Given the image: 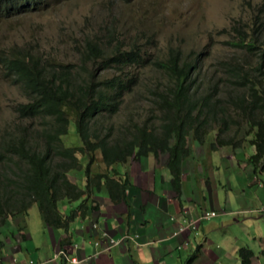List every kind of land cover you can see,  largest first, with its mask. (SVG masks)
<instances>
[{
	"label": "trees",
	"instance_id": "16d2710c",
	"mask_svg": "<svg viewBox=\"0 0 264 264\" xmlns=\"http://www.w3.org/2000/svg\"><path fill=\"white\" fill-rule=\"evenodd\" d=\"M42 2L0 0V16L34 8ZM243 37L231 44L249 53L259 48L257 40L245 42ZM1 58L7 73L14 75L15 81L21 83L24 92L32 97L30 101L15 107L18 116L48 117L35 135L28 127H22L15 137L3 139L5 150L18 159L14 162L17 172L12 173L16 174V178L0 179L1 229L6 228L10 214L25 213L35 203L46 226L67 230L75 216L83 215L91 193L101 187L105 188L110 201H123L127 178L112 165L148 154H166L165 165L171 175L170 185L178 192L181 162L189 154L187 137L192 136L195 142L203 143L213 130L214 137L208 140L210 150L219 146H230L235 150L246 141L253 147L252 153L245 155L252 173H264V50L259 55L260 61L248 70L242 72L241 66H233V76L237 77L234 83L244 87L246 93L235 96L229 93L225 97H218L215 87L204 93H196L192 75L197 70V55L190 60H181L179 51L170 49L163 61L152 62L169 78L164 89L153 92L155 108L159 111V124L153 126L133 121L124 132L113 138L108 132L100 135L91 127L90 120L101 111L115 112L121 95L130 90L133 79L121 73L97 80L96 74L109 67L122 72L125 67L144 65L146 59L139 48L121 50L115 45L111 50H106L86 39L80 50L78 65L46 62L50 66L45 69L42 65L38 66L41 60L38 54L11 53ZM90 61L97 64L92 69L87 66ZM69 121L74 123L81 142L79 146L65 147L61 142ZM231 127L232 133L227 134ZM240 131L242 135L239 137ZM38 139L41 142L39 145ZM96 151L105 166L104 171L90 169L97 162ZM1 157L4 158L2 154ZM81 167L84 169L83 188L67 177L69 171ZM5 175L0 174V177ZM64 199L69 202L80 199V202L75 209L63 214L59 212L57 203ZM238 253L242 264H248L252 252L242 247ZM261 253L264 255V248Z\"/></svg>",
	"mask_w": 264,
	"mask_h": 264
},
{
	"label": "rangeland",
	"instance_id": "374dc122",
	"mask_svg": "<svg viewBox=\"0 0 264 264\" xmlns=\"http://www.w3.org/2000/svg\"><path fill=\"white\" fill-rule=\"evenodd\" d=\"M261 23H264V0H43L37 7L0 16V58L11 53L38 54L41 56L38 66L45 69L50 66L46 62L78 65L80 50L86 39L106 50H111L115 45L121 50L139 48L146 59L144 65L125 67L122 72L109 67L96 74L97 80L121 73L133 79L130 90L121 95L115 112L101 111L90 120L91 127L100 135L108 132L113 138L124 132L133 121L153 126L159 124V111L155 108L153 92L164 89L169 78L152 62L163 61L170 49L178 50L181 60H190L197 55V70L192 75L197 94L212 87H215L218 97L245 92L244 87L234 83L237 77L233 76V66L238 64L244 72V69L248 70L260 61L259 55L264 50V24L260 26ZM239 37H243L245 42L257 40L259 48L249 53L242 47L233 46L231 43L238 41ZM96 65L91 61L87 64L88 69ZM253 74L256 75L255 72ZM21 86L15 81L14 75L7 73L3 60H0V155L4 156L0 158V174H6L0 177L3 181H6L4 178H16V174L12 173L17 172L14 162L18 159L12 152L5 150L3 139L15 137L22 127H28L35 135L42 128L43 120L48 118L39 115L18 116L15 107L32 99ZM232 131L233 127L226 133L231 134ZM214 132L210 131L205 140L211 141ZM241 135L242 131L238 136ZM187 138L190 144L199 147L200 143H196L192 136ZM61 142L65 147L81 145L72 121H69L67 132L61 136ZM243 144L244 151L241 153L244 152L246 156L251 154L253 147L246 141ZM94 155L95 161L99 162L98 152ZM197 156H200L199 153ZM236 156L231 160L226 159V163L221 165L220 177L228 180L220 186L222 192L230 194L228 183L231 191H236L239 189L238 184L242 185L247 176L254 181L247 186L242 185L243 192L237 200L243 213L237 215L239 223H231L227 230L235 236L234 240L241 241L243 247L253 250L252 247L260 239L264 241V212L259 210L264 207V173H252L245 157L239 153ZM238 159H244L246 165L240 160L236 161ZM83 170L82 167L71 170L67 177L77 186L83 187ZM65 202L69 203L67 200ZM18 214H10L11 224L15 221V228L20 227L28 232L33 244L39 245V249L22 251L16 246L15 250H9L7 247L11 244L6 241L0 245V251L2 249L1 252L6 254L4 258L7 261L13 258L17 264L26 261L31 254L37 261L48 259L53 264H59L60 258L56 259L59 255L55 258L49 252L47 258L43 256L47 251L44 239L51 235L37 205L33 203L25 213ZM10 230L5 226L0 228V238L2 231L11 233ZM56 230L53 240L62 232ZM17 233L21 235L20 231ZM3 236L4 241L10 239L9 234Z\"/></svg>",
	"mask_w": 264,
	"mask_h": 264
},
{
	"label": "crops",
	"instance_id": "0c3cea01",
	"mask_svg": "<svg viewBox=\"0 0 264 264\" xmlns=\"http://www.w3.org/2000/svg\"><path fill=\"white\" fill-rule=\"evenodd\" d=\"M243 145L235 150L230 146L210 150L208 141L200 143L198 148L188 142L190 151L181 162L178 192L170 185L165 154H148L112 165L127 178L125 199L117 203L110 201L104 187L91 193L83 215L75 216L67 230L60 229L61 235L58 233L54 240L53 232L57 230L47 226L51 237L44 239L47 251L43 256L47 258L49 252L55 258L59 255L56 258H60L59 264H242L237 248L243 245L234 240L227 226L239 223L237 215L243 210L237 198L240 199L243 192L242 185L247 186L254 179L247 176L236 191H231L228 183V194L220 188L228 181L220 174L226 159H234L238 153L245 157L244 152L241 153ZM239 160L245 164L244 159L236 161ZM94 166L92 170H105L100 161ZM65 201L57 203L63 214L75 209L80 199L74 203ZM262 209L264 207L259 208L264 212ZM204 211L216 214L200 219ZM191 220H195L193 228L187 225ZM6 227L12 232L2 231L0 240L2 244L6 241L11 244L7 249L15 250L16 246L22 251L39 249L28 232L15 228V221L7 223ZM179 228L182 229L179 231ZM18 229L21 235L16 233ZM6 234L10 239L4 241ZM110 239L117 243L112 245ZM252 248L248 264H264L261 253L264 241L260 239ZM1 251L0 264H15L13 258L7 261ZM29 260L32 264H53L48 259L37 261L31 254L26 261L17 264H26Z\"/></svg>",
	"mask_w": 264,
	"mask_h": 264
},
{
	"label": "built area",
	"instance_id": "2783aa9c",
	"mask_svg": "<svg viewBox=\"0 0 264 264\" xmlns=\"http://www.w3.org/2000/svg\"><path fill=\"white\" fill-rule=\"evenodd\" d=\"M263 211H264V209H263ZM215 212L214 211H204L200 216H199V218L200 219H209V218H211V217H213V216H215ZM194 222H195V220H191L190 222H188V226H190V227H194ZM182 228H179V231L181 230ZM176 234V233H175ZM102 235H104V233L102 234Z\"/></svg>",
	"mask_w": 264,
	"mask_h": 264
},
{
	"label": "clouds",
	"instance_id": "9594fccd",
	"mask_svg": "<svg viewBox=\"0 0 264 264\" xmlns=\"http://www.w3.org/2000/svg\"><path fill=\"white\" fill-rule=\"evenodd\" d=\"M80 188H83V187H80ZM35 204V203H34ZM28 210V209H27ZM262 211H263V209H262ZM18 213H15V215H17ZM40 214V213H39ZM41 216V215H40ZM9 219H10V217H9ZM9 222H11V220L9 221ZM21 229V228H20ZM17 231H19V229L18 230H16V233H17ZM103 234V232L101 233V235ZM105 235V234H104ZM104 235H102V236H104ZM1 241V240H0ZM2 242V241H1ZM110 242H111V244L112 245H115L116 243H117V241L115 240V241H113V239H110ZM72 261H74V260H72ZM26 264H32V261H28Z\"/></svg>",
	"mask_w": 264,
	"mask_h": 264
}]
</instances>
